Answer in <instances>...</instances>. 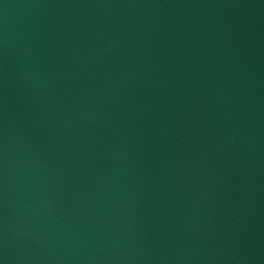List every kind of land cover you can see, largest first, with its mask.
Wrapping results in <instances>:
<instances>
[{
	"label": "water",
	"instance_id": "obj_1",
	"mask_svg": "<svg viewBox=\"0 0 264 264\" xmlns=\"http://www.w3.org/2000/svg\"><path fill=\"white\" fill-rule=\"evenodd\" d=\"M0 264H264V0H0Z\"/></svg>",
	"mask_w": 264,
	"mask_h": 264
}]
</instances>
